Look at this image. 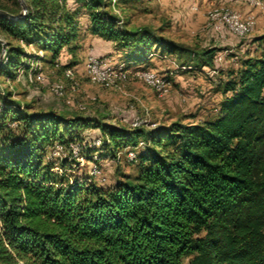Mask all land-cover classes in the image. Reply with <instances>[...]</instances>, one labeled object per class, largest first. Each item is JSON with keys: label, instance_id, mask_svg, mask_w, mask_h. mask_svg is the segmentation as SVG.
Here are the masks:
<instances>
[{"label": "trees", "instance_id": "obj_1", "mask_svg": "<svg viewBox=\"0 0 264 264\" xmlns=\"http://www.w3.org/2000/svg\"><path fill=\"white\" fill-rule=\"evenodd\" d=\"M21 1L24 13L19 0H0L8 14H0V75L8 80L45 58L24 47L55 63L77 37L81 10L90 33L127 50V65L144 62L154 46L200 68L218 49L190 51L157 30L127 29L110 0ZM222 93L212 120L147 130L54 109L29 113L0 92V264H264V55L242 60ZM83 125L113 152L143 141L129 161L136 175L104 189L52 171L49 149Z\"/></svg>", "mask_w": 264, "mask_h": 264}, {"label": "rangeland", "instance_id": "obj_2", "mask_svg": "<svg viewBox=\"0 0 264 264\" xmlns=\"http://www.w3.org/2000/svg\"><path fill=\"white\" fill-rule=\"evenodd\" d=\"M124 6L129 8L128 12L126 10V12L122 11V3L117 2V0H110L108 9L120 20V24L125 23V21H132L136 25V23L141 24L145 21L146 24L154 26V28L159 26L160 28L157 30H160L166 37L169 36L175 39L178 45L190 51H200L206 48L200 46L203 41L199 38V33L205 29L203 27L205 23L207 24V20L200 27V31L195 33L181 32L177 25L174 30L179 31L171 32L173 27H171L170 21L163 20L161 24H157L155 19L143 16L145 12L147 13V11L157 7V0H132ZM223 6L231 8L225 4H216L207 10ZM74 7L73 2H69V8L73 10ZM249 8L248 12L237 11L242 15L248 13L255 15L256 25L254 31L240 38L228 32H224L223 37L216 34L223 42L220 43L215 52L210 66L199 68L190 63L192 68L188 66L189 68L182 69L181 64L184 58L179 57L176 53L162 54L160 51H156L153 46L150 54L147 55L148 59L153 56V62L148 64L145 69L156 70L169 80L168 90L162 95L155 93L153 89L141 82L134 75V72L130 73L128 81L119 88H103L89 81L84 69L87 54L82 49L83 42H79L83 39L82 31L79 28L83 21H80L79 17H82L81 19L84 16L87 17L83 10L78 12L76 17V39L63 47L55 63H52L49 53L38 51L31 46L24 47L27 53L44 55L45 58L42 61H30V68L41 71L44 81L31 84L21 71L14 80H8L5 76L0 75V92L10 93L12 99L18 101L22 106L24 105V109L29 113L54 108L56 111L64 112L67 116L80 115L90 119L110 118L113 121L122 120L121 126L126 128L131 127L135 118L141 121L139 127L147 130L158 126L165 127L178 120L183 123H201L212 120L218 114L219 103L224 97L222 93L223 83L234 76L236 70L241 67L242 60L247 57L264 55V41L259 38L264 34V11ZM192 27H194L193 24ZM258 38L259 40H257ZM228 39L230 42H224ZM114 47L118 48L116 45ZM218 56L221 57L219 60L217 59ZM66 64L71 65L69 67L74 71L76 85H72L71 81L63 75V70L66 68L63 66ZM56 84L63 87V95L59 96L54 93L53 87ZM68 101L69 103H67ZM79 104H82L85 108L83 110L79 109L77 107ZM69 131V136H66L67 139L74 138V140L63 144L65 147L64 153L60 158L54 159L55 164L52 171L59 176L64 173V177L71 182L76 178L81 180L88 176L92 162L89 158H84L81 162L70 159L68 156L70 145H85L86 140L95 139L100 137L101 134L93 125L75 126L74 129L70 128ZM14 133L18 138L20 132ZM1 138L0 135V143L2 142ZM95 147L96 151L91 152L90 155L95 154L98 156L96 162L100 167V175L93 179L97 185L108 189L121 175L127 174L130 177L136 175L137 162H129L126 159L128 146H120L114 152L108 145ZM88 149L89 147H83L85 152ZM49 151H51V148ZM47 159H50L48 154L44 161L46 162ZM61 163L64 164V167ZM80 163L83 164L80 166Z\"/></svg>", "mask_w": 264, "mask_h": 264}, {"label": "built area", "instance_id": "obj_3", "mask_svg": "<svg viewBox=\"0 0 264 264\" xmlns=\"http://www.w3.org/2000/svg\"><path fill=\"white\" fill-rule=\"evenodd\" d=\"M242 3L255 9L264 11V0H241ZM207 25L219 36L223 37L224 32H228L231 35L237 37H244L252 33L255 29L256 20L253 13L242 15L239 11L228 7H218L209 9L206 12ZM221 57L218 56V60ZM133 66V65H132ZM189 68L188 66H182V69ZM85 73L91 83L97 84L103 88H119L121 85L128 81L130 73L134 72V75L145 85L155 91V93L162 95L167 92L169 86V80L165 75L156 72L151 69L144 68H131V65H127L124 62H111L107 58L88 54L85 60ZM65 78L71 81L72 85H76L74 81V71L71 67H66L63 70ZM27 80L31 84L41 83L44 81V76L41 71H31L26 76ZM61 85H54L53 91L56 95H63ZM69 103V101L67 102ZM83 110L85 107L82 104L77 106ZM141 121L137 118L132 122L131 127H139ZM102 143V137H97L92 140H86L85 145L75 144L70 145L68 156L70 159H76L81 162L84 158H89L92 165L88 171V176L83 180L92 182L94 178L100 175V167L97 165L98 156L95 154L89 157L83 155V147L99 146ZM144 145L143 141H140L134 147H128L126 151L127 161H131L135 158L136 150ZM65 147L61 143H56L51 151L48 153L49 158H60L64 153ZM83 163H80V166ZM104 179V178H103ZM82 180V179H81ZM80 180V181H81Z\"/></svg>", "mask_w": 264, "mask_h": 264}, {"label": "crops", "instance_id": "obj_4", "mask_svg": "<svg viewBox=\"0 0 264 264\" xmlns=\"http://www.w3.org/2000/svg\"><path fill=\"white\" fill-rule=\"evenodd\" d=\"M149 1H152V0H149ZM216 4H219V5L225 4L226 6L234 8L236 10H240L242 12H248L250 10V8L246 6L245 4L241 3L240 0H157V7L155 9H151L147 11V13L145 12L143 16L145 18L151 17L155 19L157 24H161L163 20L170 21L171 27H173V30L171 32L179 31V30H174L177 25L178 29H180L181 32L184 31L188 33L189 32L195 33L197 31H200L199 30L200 27L203 25V23H205V20H206L205 12L208 11L207 9L210 8L211 6H215ZM122 9H123L122 10L123 12L129 11V8H127L124 5ZM81 18L82 17H79V20L83 21V24L82 25L80 24L79 28L82 31L83 39L79 42H83L82 49H84L86 54L88 55L91 53L95 56L104 57L110 60L111 62L113 61L124 62L126 59L124 58V56L127 50L123 48H115L114 47L115 43L113 41L105 40L95 34L90 33L88 18L86 16H84L83 19ZM192 24L194 27H192ZM125 25L127 29L147 27L153 30H157L160 28L159 26L154 28V26L152 27L151 25L146 24L145 21H143V23L141 24L136 23V25L132 21H129V22L125 21ZM206 25L207 24L205 23V26L203 27L205 29L199 33V38L201 39V41H203L201 42L200 46L218 48L220 46V43L223 42V40L219 39L216 33H214V31L211 29V27H208ZM157 32L159 33V35L166 37L162 32H160V30H157ZM181 34H185V33H181ZM166 38L176 43L175 39L169 36ZM224 42H230V40L228 39L227 41H224ZM88 48L90 49L87 50ZM156 51H160V53L162 54L166 53L158 48H156ZM147 59L144 62H141L140 64L131 66V68L132 69L134 68H144L145 69V67L148 66V64L153 62L152 60L154 58L152 56L150 59L148 60ZM95 117L98 118L97 115H95ZM102 120L107 121L112 124H116V125L122 124L121 123L122 120L113 121V119H110V118H104Z\"/></svg>", "mask_w": 264, "mask_h": 264}, {"label": "water", "instance_id": "obj_5", "mask_svg": "<svg viewBox=\"0 0 264 264\" xmlns=\"http://www.w3.org/2000/svg\"><path fill=\"white\" fill-rule=\"evenodd\" d=\"M19 1H20V3H21L22 9H23V13H24L25 10H26V7H25L24 3H23L21 0H19ZM0 14H1V15H4V16H8V14L5 13V12H3V11H0ZM3 51H4V46H3V44H2V51H1V55H0V62H1V60H2Z\"/></svg>", "mask_w": 264, "mask_h": 264}]
</instances>
